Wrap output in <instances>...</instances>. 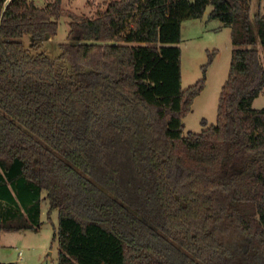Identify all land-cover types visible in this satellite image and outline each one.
<instances>
[{"label":"trees","instance_id":"obj_1","mask_svg":"<svg viewBox=\"0 0 264 264\" xmlns=\"http://www.w3.org/2000/svg\"><path fill=\"white\" fill-rule=\"evenodd\" d=\"M106 1L0 0V233L38 229L45 191L58 264H264V0ZM209 6L231 65L216 122L185 133L208 64L183 87L182 25ZM62 17L60 56L25 47Z\"/></svg>","mask_w":264,"mask_h":264},{"label":"rangeland","instance_id":"obj_2","mask_svg":"<svg viewBox=\"0 0 264 264\" xmlns=\"http://www.w3.org/2000/svg\"><path fill=\"white\" fill-rule=\"evenodd\" d=\"M36 1L39 5H43L51 0ZM88 1L92 2L91 5L87 4ZM63 2L66 6L64 8L78 15L94 16L97 10L106 7L107 1L73 0L69 3V0H63ZM256 4L255 1V8ZM211 10L212 6H209L203 18H190L182 25V41L179 45L182 49L183 87H188L202 78L204 76L203 66L208 64L205 88L195 98L191 112L184 117L185 133L188 131L201 132L205 128L202 124L204 118L209 124L216 122L220 92L230 70L232 55L230 27L219 29V25L224 23L217 18L208 19ZM68 33L69 18L62 17L55 36L40 39L27 33L22 37V41L31 53L44 51L50 57L56 58L61 53L60 43L69 40ZM259 48L264 61V47L260 45ZM211 53H214L213 60L209 63ZM253 107H264V90L254 100ZM43 203L45 204L46 200H43ZM47 209L46 204L43 207L46 222L38 231H9L1 234L0 263L58 264V240L53 239L54 228L59 222V212H54L55 222L53 223L47 218Z\"/></svg>","mask_w":264,"mask_h":264},{"label":"crops","instance_id":"obj_3","mask_svg":"<svg viewBox=\"0 0 264 264\" xmlns=\"http://www.w3.org/2000/svg\"><path fill=\"white\" fill-rule=\"evenodd\" d=\"M73 0H69V3H71ZM38 1H36V3H37ZM94 3H95V1H93ZM47 3H48V1H47ZM47 3H45V4H43V5H46ZM91 1H88L87 2V4H90L91 5ZM62 5H63V7H66L65 5H64V2H63V0H62ZM72 7V6H71ZM210 13V12H209ZM208 19H210L209 17H208ZM185 22V21H184ZM183 22V23H184ZM226 28L227 26H225L224 24H220L219 25V29L220 28ZM230 27V26H229ZM228 28V27H227ZM230 33H231V27H230ZM232 47H231V50L233 49V44L231 45ZM43 199H44V201L46 200V203L44 204H42V206H41V213H40V220H41V222H42V225L44 224V222H46V220L44 219V216H43V212H44V210H43V207L47 204L48 205V209H47V218H48V211H49V203H48V201H47V198H46V192L44 191L43 192ZM55 211H58L57 209H55V210H53L52 212H53V215L51 216L52 218H51V220L48 218V220L49 221H53V223L55 222V220H54V212ZM42 225L38 228V229H25V230H19V231H38L41 227H42ZM54 231H55V228H54ZM4 232H9V231H4ZM3 232H1L0 233V236H1V234H2ZM54 241H55V238L53 239ZM21 258H23V256L21 257ZM7 263H10V262H4L3 264H7ZM12 263H15V262H12ZM0 264H2V263H0ZM16 264V263H15Z\"/></svg>","mask_w":264,"mask_h":264},{"label":"water","instance_id":"obj_4","mask_svg":"<svg viewBox=\"0 0 264 264\" xmlns=\"http://www.w3.org/2000/svg\"><path fill=\"white\" fill-rule=\"evenodd\" d=\"M0 42H3L2 37L0 36Z\"/></svg>","mask_w":264,"mask_h":264},{"label":"built area","instance_id":"obj_5","mask_svg":"<svg viewBox=\"0 0 264 264\" xmlns=\"http://www.w3.org/2000/svg\"><path fill=\"white\" fill-rule=\"evenodd\" d=\"M7 1H10V0H7ZM32 1H35V0H32Z\"/></svg>","mask_w":264,"mask_h":264}]
</instances>
